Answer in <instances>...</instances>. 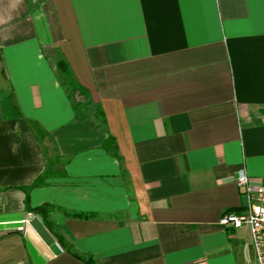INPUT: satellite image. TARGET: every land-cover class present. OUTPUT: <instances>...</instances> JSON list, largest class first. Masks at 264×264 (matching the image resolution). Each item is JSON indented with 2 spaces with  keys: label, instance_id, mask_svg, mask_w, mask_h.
<instances>
[{
  "label": "crops",
  "instance_id": "1",
  "mask_svg": "<svg viewBox=\"0 0 264 264\" xmlns=\"http://www.w3.org/2000/svg\"><path fill=\"white\" fill-rule=\"evenodd\" d=\"M241 171L264 185V0H0V264H257L220 225Z\"/></svg>",
  "mask_w": 264,
  "mask_h": 264
},
{
  "label": "built area",
  "instance_id": "2",
  "mask_svg": "<svg viewBox=\"0 0 264 264\" xmlns=\"http://www.w3.org/2000/svg\"><path fill=\"white\" fill-rule=\"evenodd\" d=\"M236 183L247 198L248 205L242 213L225 214L220 219V225L235 229L248 226L257 264H264V185L254 184L246 171L240 172Z\"/></svg>",
  "mask_w": 264,
  "mask_h": 264
},
{
  "label": "trees",
  "instance_id": "3",
  "mask_svg": "<svg viewBox=\"0 0 264 264\" xmlns=\"http://www.w3.org/2000/svg\"><path fill=\"white\" fill-rule=\"evenodd\" d=\"M58 71L59 73L61 74H65V76H67L68 78H72V84L73 86L75 87V89L77 91H79L81 94H84L86 97H88V93L85 89H83L80 85H78V83L75 82L73 76H72V73L70 72L69 70V67L67 65V63L61 59L60 61H58ZM74 107V110L76 113H78L79 109H78V104L77 106H73ZM100 113V116L103 117V113L102 111H99ZM37 136H38V139L40 141H44V139L47 137L46 133L44 131H42L41 129H37ZM113 143H114V139L113 138H109L106 143L104 144V147L108 150H115L114 147H113ZM58 162L57 159H54V158H50L48 159V167L46 169V173L44 174L43 177H40L32 186V188H35V187H39V186H43L45 184V178L48 176V174H51V170L55 168V164ZM28 190V189H27ZM56 209L55 206H52L50 204H45V205H42L41 207H38L36 210L37 212H39L40 214L43 215L44 219H45V222L46 224L48 225V227L57 233V230L55 229L54 227V224L52 222H50L49 220V217L51 215V213ZM71 216H75V217H80V218H89L90 215H81V214H72Z\"/></svg>",
  "mask_w": 264,
  "mask_h": 264
},
{
  "label": "rangeland",
  "instance_id": "4",
  "mask_svg": "<svg viewBox=\"0 0 264 264\" xmlns=\"http://www.w3.org/2000/svg\"><path fill=\"white\" fill-rule=\"evenodd\" d=\"M40 1L43 2L45 0H40ZM60 77L62 78L64 84L66 85L70 98L72 99L73 106L76 107L77 104L79 106L78 115L80 117H87V116L99 117V115L97 114V109L91 105L89 98L75 89V87L72 84V78L70 77L68 78L67 76H65L64 73L63 74L60 73ZM98 121L101 122L102 120L99 118ZM55 170H56V166L50 172L54 171V173H56Z\"/></svg>",
  "mask_w": 264,
  "mask_h": 264
}]
</instances>
